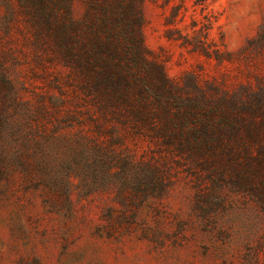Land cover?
<instances>
[{
	"label": "rangeland",
	"instance_id": "1",
	"mask_svg": "<svg viewBox=\"0 0 264 264\" xmlns=\"http://www.w3.org/2000/svg\"><path fill=\"white\" fill-rule=\"evenodd\" d=\"M143 12L167 110L101 108L117 98L0 0V264H264V0Z\"/></svg>",
	"mask_w": 264,
	"mask_h": 264
},
{
	"label": "trees",
	"instance_id": "2",
	"mask_svg": "<svg viewBox=\"0 0 264 264\" xmlns=\"http://www.w3.org/2000/svg\"><path fill=\"white\" fill-rule=\"evenodd\" d=\"M145 1L88 0L84 19L78 22L73 18L72 0H18L25 11H36L34 23L51 28L55 57L79 68L81 72L73 70L86 78L95 98L102 100L104 93L117 98L101 102V108L126 102L133 108L167 110V102L148 80L151 62L143 52L142 39ZM72 31L77 34L74 45ZM162 83L164 92H172L165 79ZM191 116L187 113L186 118ZM258 161L264 167V159Z\"/></svg>",
	"mask_w": 264,
	"mask_h": 264
}]
</instances>
